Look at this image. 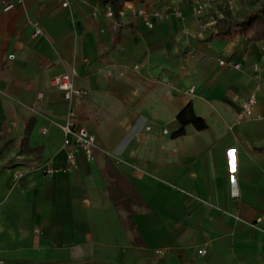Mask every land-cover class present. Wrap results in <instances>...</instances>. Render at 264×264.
Here are the masks:
<instances>
[{
  "label": "crops",
  "instance_id": "1",
  "mask_svg": "<svg viewBox=\"0 0 264 264\" xmlns=\"http://www.w3.org/2000/svg\"><path fill=\"white\" fill-rule=\"evenodd\" d=\"M203 1L0 0V264H264V40H207ZM188 103L206 128L173 137ZM68 109L95 140L70 170Z\"/></svg>",
  "mask_w": 264,
  "mask_h": 264
},
{
  "label": "built area",
  "instance_id": "2",
  "mask_svg": "<svg viewBox=\"0 0 264 264\" xmlns=\"http://www.w3.org/2000/svg\"><path fill=\"white\" fill-rule=\"evenodd\" d=\"M70 5V0H60V7L66 8ZM13 7V4H5L2 8V11H8ZM204 6L201 3L196 2L193 7L194 14L196 16H201L203 13ZM109 7L104 8V16L106 18L110 17ZM138 15H142L141 11H137ZM148 28L151 27L149 22H145ZM33 32L32 36L35 37L40 35V29L36 23L32 24ZM219 65H228L229 63H224L222 61L218 62ZM232 68H237L236 65H231ZM256 66L253 65V70L256 71ZM72 74H62L52 77L49 81V85L54 87L61 93L62 99L65 102H70L73 99H81L85 95V91L80 90L73 86L71 81ZM189 93L192 92V89H189ZM255 103V97L251 94L248 99L242 102L239 106L236 122H240L243 119L247 118L251 112ZM74 112L71 109L67 110L66 117L63 123L60 125V130L62 134V144L61 149L64 153L66 169L70 170L75 166V158L77 153H80L83 156V159L86 163L93 161V151L95 150V140L94 137L89 134L86 130L80 127L73 121ZM147 129V128H146ZM44 133V131H43ZM165 133V132H164ZM19 174H16V177ZM157 255H161V252L156 251ZM205 253L204 249L196 251V254L203 255Z\"/></svg>",
  "mask_w": 264,
  "mask_h": 264
},
{
  "label": "trees",
  "instance_id": "3",
  "mask_svg": "<svg viewBox=\"0 0 264 264\" xmlns=\"http://www.w3.org/2000/svg\"><path fill=\"white\" fill-rule=\"evenodd\" d=\"M143 0H95L96 5L104 10L105 7L110 9V17L112 23H116L119 19L122 5L128 2H142ZM193 0H187L191 3ZM216 31L210 35L207 40L212 38L231 41L238 38L245 45H249L254 42L264 40V2L259 8L254 11L244 13L239 20H234L227 13H224L221 18L216 21ZM121 27L114 26L113 33L117 35ZM175 119L179 125L178 129L172 133L173 137H177L183 134V128L185 126H191L193 130L200 131L206 128V124L203 119L196 116L190 104H186L175 115ZM27 133L28 130L26 129ZM25 138L22 139V144ZM22 153H27V149L24 147L20 150ZM94 153V151H93ZM94 156V155H93Z\"/></svg>",
  "mask_w": 264,
  "mask_h": 264
},
{
  "label": "rangeland",
  "instance_id": "4",
  "mask_svg": "<svg viewBox=\"0 0 264 264\" xmlns=\"http://www.w3.org/2000/svg\"><path fill=\"white\" fill-rule=\"evenodd\" d=\"M217 1L219 2L215 6L208 1L205 0L203 1L206 2V5H208L209 7L207 8L208 10L206 9L208 17H210V19L208 20V22L210 23L209 26L207 27H212L214 23H216L213 17L214 13H216L215 15H218L217 18H219L221 14L224 15L223 13H227L234 20H239L244 15V13L254 11L255 9L259 8L261 5H263L264 2V0H217Z\"/></svg>",
  "mask_w": 264,
  "mask_h": 264
}]
</instances>
